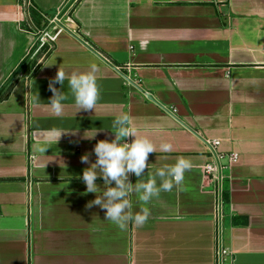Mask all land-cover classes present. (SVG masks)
Here are the masks:
<instances>
[{
  "label": "crops",
  "instance_id": "obj_1",
  "mask_svg": "<svg viewBox=\"0 0 264 264\" xmlns=\"http://www.w3.org/2000/svg\"><path fill=\"white\" fill-rule=\"evenodd\" d=\"M67 1L32 0L55 13ZM22 6L0 0V86L34 42L20 28ZM61 22L84 43L56 28L31 77L0 95V264H219L218 238L220 264H264V0H76ZM90 64L94 110L73 115L65 80L55 85L67 97L63 114H52L57 67L67 76ZM120 114L138 137L173 148L149 154L141 179L177 157L192 164L182 185L152 202L143 227L125 231L85 207L94 194L79 178L88 166L80 156L94 161L92 146L112 139ZM92 128L95 139H82ZM207 163L217 168L206 173Z\"/></svg>",
  "mask_w": 264,
  "mask_h": 264
},
{
  "label": "clouds",
  "instance_id": "obj_2",
  "mask_svg": "<svg viewBox=\"0 0 264 264\" xmlns=\"http://www.w3.org/2000/svg\"><path fill=\"white\" fill-rule=\"evenodd\" d=\"M53 64V63H52ZM45 64V65H52ZM87 72L66 73L57 67L54 77L48 81V89L52 93L48 104L52 114L60 117L64 110V101L67 99L64 92L55 87H63L67 80V88L71 94L75 111L73 115L83 110L89 112L94 110L98 100V88L96 84L95 64L89 65ZM75 135V130H69ZM112 139L96 140L92 146L91 155H94L93 162H89V153L80 156L82 164L88 165L82 169L79 177L85 185L84 193L94 194V198L87 202L86 208L98 206L103 211V219L114 225L119 231L127 230L129 223L136 227H143L150 217V205L157 200L161 193H171L174 188L184 183L185 173L192 167L190 160L177 157L172 164H164L154 167L146 179H141L148 172L149 154L170 153L172 145L162 142L157 149L153 143L143 137L137 136V130L132 126L127 114H120L114 117L112 122ZM58 133L56 140L61 133ZM98 135L96 128L84 130L80 136L82 139L92 141ZM128 137H131L129 141ZM55 140V141H56ZM44 147L40 149L44 151ZM135 176V182L129 177ZM102 181L101 185L96 183ZM135 196L139 210L132 211L131 196Z\"/></svg>",
  "mask_w": 264,
  "mask_h": 264
},
{
  "label": "trees",
  "instance_id": "obj_3",
  "mask_svg": "<svg viewBox=\"0 0 264 264\" xmlns=\"http://www.w3.org/2000/svg\"><path fill=\"white\" fill-rule=\"evenodd\" d=\"M21 4L25 7L26 19L21 25L20 28L26 30L28 32L33 33L34 42L27 50V52L21 57L19 62L16 64L14 69L10 72L6 80L0 86V93L5 92L7 94L14 82L16 81L19 75L25 76L27 78L31 77V75L36 71V69L40 66L41 60L47 57V55L52 50L53 45L44 43L40 46L39 43V35L40 31L47 30L52 27L49 23V15L48 12H44L39 10L32 0H20ZM55 13V12H54ZM50 12L49 14H54ZM52 32H56L54 29ZM40 60V62H38ZM227 201V191L222 188L221 189V204Z\"/></svg>",
  "mask_w": 264,
  "mask_h": 264
},
{
  "label": "water",
  "instance_id": "obj_4",
  "mask_svg": "<svg viewBox=\"0 0 264 264\" xmlns=\"http://www.w3.org/2000/svg\"><path fill=\"white\" fill-rule=\"evenodd\" d=\"M76 0H68L64 6L60 9V11L54 13L51 15V19H53V24L55 25V27L57 29H61L65 32H68L69 34L73 35L74 37H76L80 42L84 43L77 35H75L67 26H65L63 24V22H61V19L64 17V15L68 12V10L70 9V7L74 4ZM87 45V44H86ZM113 66V65H112ZM114 67V66H113ZM120 72V71H118ZM121 73V72H120ZM122 74V73H121ZM123 75V74H122ZM147 98L152 100V96L150 94H146ZM220 176V175H219ZM221 189L219 186L218 189V232L220 234V217H221ZM221 244H220V239L218 238V261L220 264L221 261Z\"/></svg>",
  "mask_w": 264,
  "mask_h": 264
},
{
  "label": "built area",
  "instance_id": "obj_5",
  "mask_svg": "<svg viewBox=\"0 0 264 264\" xmlns=\"http://www.w3.org/2000/svg\"><path fill=\"white\" fill-rule=\"evenodd\" d=\"M53 19H50L49 20V23L52 25L53 23ZM52 30L56 29L55 25H52ZM61 29H58L57 31H59ZM56 36V32H52L50 28H48L46 31L42 32V34L39 35V43H40V46L44 43H48V44H52L53 41H54V38ZM208 145H209V150L213 153L214 155V158L215 160L217 161V164L218 166L220 167V158H221V154H219L218 152H216V146L218 145V141L216 140H213V141H210L208 142ZM236 158L235 154L231 155L229 157L230 161L234 160ZM217 168V166L215 164H212V163H207L205 166H204V170L206 173H210L212 171H214L215 169ZM225 251L221 249V255L224 253Z\"/></svg>",
  "mask_w": 264,
  "mask_h": 264
},
{
  "label": "rangeland",
  "instance_id": "obj_6",
  "mask_svg": "<svg viewBox=\"0 0 264 264\" xmlns=\"http://www.w3.org/2000/svg\"><path fill=\"white\" fill-rule=\"evenodd\" d=\"M23 7V9H25V7L24 6H22ZM24 12H25V10H24ZM46 12H48V15H49V18L51 17V15L52 14H49L50 12H55L54 10H49V11H46ZM50 29H51V31H53L52 30V28L50 27ZM44 31H46V30H42V31H40V34H42V32H44ZM0 95H1V93H0ZM218 229V228H217ZM221 243H222V239H221Z\"/></svg>",
  "mask_w": 264,
  "mask_h": 264
}]
</instances>
